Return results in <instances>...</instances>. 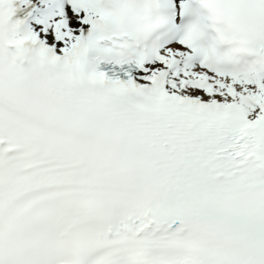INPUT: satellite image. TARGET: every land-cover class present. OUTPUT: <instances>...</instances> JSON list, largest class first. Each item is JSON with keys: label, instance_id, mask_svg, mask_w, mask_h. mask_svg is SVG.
Here are the masks:
<instances>
[{"label": "snow or ice", "instance_id": "6c2138e0", "mask_svg": "<svg viewBox=\"0 0 264 264\" xmlns=\"http://www.w3.org/2000/svg\"><path fill=\"white\" fill-rule=\"evenodd\" d=\"M0 0V264H264V0Z\"/></svg>", "mask_w": 264, "mask_h": 264}]
</instances>
